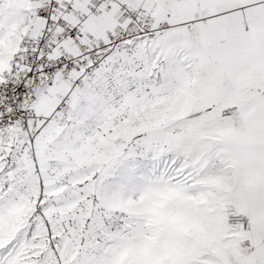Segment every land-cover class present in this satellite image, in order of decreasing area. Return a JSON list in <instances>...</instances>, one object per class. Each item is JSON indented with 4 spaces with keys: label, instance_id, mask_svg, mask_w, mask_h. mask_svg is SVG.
I'll use <instances>...</instances> for the list:
<instances>
[{
    "label": "snow or ice",
    "instance_id": "1",
    "mask_svg": "<svg viewBox=\"0 0 264 264\" xmlns=\"http://www.w3.org/2000/svg\"><path fill=\"white\" fill-rule=\"evenodd\" d=\"M0 264H264V0H0Z\"/></svg>",
    "mask_w": 264,
    "mask_h": 264
}]
</instances>
